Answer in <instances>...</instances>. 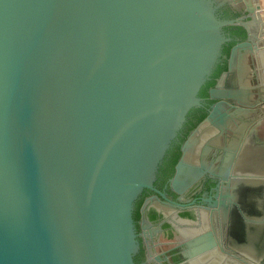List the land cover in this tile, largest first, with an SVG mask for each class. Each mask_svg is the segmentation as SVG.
Masks as SVG:
<instances>
[{
    "label": "water",
    "instance_id": "1",
    "mask_svg": "<svg viewBox=\"0 0 264 264\" xmlns=\"http://www.w3.org/2000/svg\"><path fill=\"white\" fill-rule=\"evenodd\" d=\"M242 5L250 19L225 16ZM262 9L260 0H0V264H137L136 201L203 105L232 26L248 39L232 46L210 89L218 102L184 145L174 183L200 173L189 165L194 144L231 138L217 229L233 219L253 255L214 262L264 264V138L261 120L244 119L264 103L250 62L264 71Z\"/></svg>",
    "mask_w": 264,
    "mask_h": 264
},
{
    "label": "flooded vegetation",
    "instance_id": "2",
    "mask_svg": "<svg viewBox=\"0 0 264 264\" xmlns=\"http://www.w3.org/2000/svg\"><path fill=\"white\" fill-rule=\"evenodd\" d=\"M225 16L250 19L244 5L225 10ZM262 16L264 18V14ZM226 30L233 41L224 47L220 62L199 93L203 105L188 113L178 138L159 167L155 189H145L136 201L133 217L139 241V250L135 255L137 264H217L214 261L222 255L226 256L225 262L228 259L238 260L237 255L247 259L253 255V249L245 247L249 245L237 238L236 230L230 231L233 219H227L225 234L217 229L220 219L215 211L218 210L223 184L227 183L219 166L223 156L234 151L230 146L231 138L209 137L200 140V144H194L193 162L189 165L199 168L200 173L187 172L183 177L184 183H174L177 164L185 154L184 145L196 127L208 117L211 106L218 102L211 99L210 89L216 87L228 71L232 46L248 39L246 30L241 26ZM250 62L255 69L253 83L264 80V71L258 69L255 58L251 57ZM244 119L250 122L261 120L258 133L260 138H264V103ZM230 134L233 132L230 131Z\"/></svg>",
    "mask_w": 264,
    "mask_h": 264
},
{
    "label": "rangeland",
    "instance_id": "3",
    "mask_svg": "<svg viewBox=\"0 0 264 264\" xmlns=\"http://www.w3.org/2000/svg\"><path fill=\"white\" fill-rule=\"evenodd\" d=\"M260 2H261V5H262V7H263V9H262V14H264V0H260Z\"/></svg>",
    "mask_w": 264,
    "mask_h": 264
}]
</instances>
